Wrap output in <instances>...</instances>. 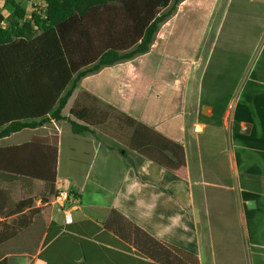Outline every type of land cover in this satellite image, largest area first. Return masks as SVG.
<instances>
[{
    "label": "crops",
    "instance_id": "crops-1",
    "mask_svg": "<svg viewBox=\"0 0 264 264\" xmlns=\"http://www.w3.org/2000/svg\"><path fill=\"white\" fill-rule=\"evenodd\" d=\"M190 1L181 0L160 25L147 53L81 79L63 110L69 117L77 105L94 104L143 123L183 147L185 163L178 170L132 150L133 128L123 127L128 140L106 132V124L74 134L68 120L49 121L47 77L24 59L17 76L0 75V127L37 123L0 139V149H9L0 154V233L4 224L26 232L35 221L40 227L89 221L105 240H119L133 251L149 249L146 234L162 246L160 252L152 245V255L166 264H264V0H214L206 16L200 11L206 0L188 9ZM168 28L169 36L200 38L190 57L170 56L174 77L164 88L145 63L154 69L168 57L163 50L180 49L166 42ZM149 56L154 57L139 60ZM175 91L184 112L180 123L169 111ZM55 154L56 191L70 193L63 211L53 203L55 194L42 201V180L16 172L43 167ZM22 200H33L22 214L40 208L37 218L6 215ZM133 227L142 234L135 236ZM15 239L0 243V256L9 264H45L37 254L3 247ZM165 246L179 252L165 253ZM110 254L120 264L130 260L128 254ZM104 264H112L106 256Z\"/></svg>",
    "mask_w": 264,
    "mask_h": 264
},
{
    "label": "trees",
    "instance_id": "trees-1",
    "mask_svg": "<svg viewBox=\"0 0 264 264\" xmlns=\"http://www.w3.org/2000/svg\"><path fill=\"white\" fill-rule=\"evenodd\" d=\"M31 3L35 0H20ZM42 6H33L28 16L21 2L5 0L9 14L0 11V75H18L22 59L29 68L42 69L47 77L49 95V121L68 120L74 134L92 131V127L107 124L112 116V107L107 111L98 106L77 105L64 117L66 108L81 79L137 55L147 53L154 41L160 25L176 10L181 0H41ZM27 40V41H25ZM24 43L26 46H20ZM26 43V44H25ZM94 99V98H93ZM96 100V99H94ZM125 124L133 128L130 148L143 157L149 158L168 170L175 171L185 163L183 147L154 132L146 125L123 115ZM36 122L14 123L0 127V139L24 128H35ZM1 126V125H0ZM19 147L16 149H23ZM9 149H0L8 153ZM56 154L46 165L28 166L16 172L45 184L42 198L48 203L56 193ZM33 206V200H22L6 215L18 214V221L30 216L37 218L40 208ZM120 216L119 214H117ZM95 224L84 223L58 225L56 222L39 226L35 221L26 232L23 227L6 226L0 233V243L9 237L13 242L6 243L12 252L36 255L45 264H104V257L112 264H120L112 252H121L130 260L127 264H166L153 255L152 245H161L149 239V249L133 251L127 244L105 240V233ZM19 233L20 236H16ZM141 233L133 227V234ZM29 234L31 239L29 240ZM121 236L123 234L119 233ZM37 239H36V238ZM127 237V235H126ZM36 239V240H35ZM136 243V241H134ZM110 248V249H108ZM112 249V250H111ZM164 252L175 248L165 246ZM79 252V253H78ZM91 255L98 256L91 259ZM100 257L102 258L100 260ZM109 262V261H108ZM0 264H9L0 256ZM191 264H197L194 260Z\"/></svg>",
    "mask_w": 264,
    "mask_h": 264
},
{
    "label": "rangeland",
    "instance_id": "rangeland-1",
    "mask_svg": "<svg viewBox=\"0 0 264 264\" xmlns=\"http://www.w3.org/2000/svg\"><path fill=\"white\" fill-rule=\"evenodd\" d=\"M16 1L21 2L20 0H16ZM196 1L197 0H191L190 3L186 6V8H188V9L192 8ZM213 1L214 0H206V2L203 3V6L200 8L201 14L203 16H206V14L209 10V6ZM21 3L24 4V6H25L24 8L27 10L28 14L30 15V13L33 10V6H34L33 2H31V3L21 2ZM0 11L4 12L6 15L9 14L5 0H0ZM164 31H165L164 33L167 34V35H165L166 36L165 39H167L166 42L170 43L169 41H171V43L174 46L178 45L180 49H177L174 51L163 50L162 53L166 54V56H168V57H162L160 60L161 63L158 64L157 67H154V69L149 68V66L147 65L148 62L145 63V66H146L147 74L151 75V77H153L155 80L160 79V83H161L160 86H163L165 88V86H167L166 81L169 82L172 79L171 76L174 77V73H173L174 69L172 68L173 66L170 65V64H172V61H174V60H172L170 58V56L175 57V56L186 55V56L190 57L191 54L194 53L193 50H191V49L193 48V46L195 44H197L200 37L186 36V35L181 34L180 32L173 34V36H169V28L167 30H164ZM163 36H164V34H163ZM163 45H166L164 40L162 41L160 46L163 47ZM156 50L159 51L162 49L158 48ZM190 50H191V53H189ZM152 57H154V56H149V57H145V58L140 57L139 60L145 59L146 61H148ZM133 65H134V67L137 66L136 64H133ZM141 70H143V68L139 69V71H140L139 75L141 74ZM157 86H158V84H157ZM177 92H179V91H175L170 97L169 111L177 114V120H178V123H180V121L182 119L181 115L183 116L184 112H182V113L180 112V110L183 109V106L181 103H179V99H178L179 95H177ZM112 113L113 114H112L110 120L107 122V124L105 126H102V127H109V129H106L105 131L110 132V133H111V131H113L114 132L113 135H115V137H119L120 139L126 138L129 140L130 134H129V132H126V129L123 128V127H128V126L125 124V122L122 118V115H120L116 111H112ZM65 126L70 127V125L68 126V123H66Z\"/></svg>",
    "mask_w": 264,
    "mask_h": 264
},
{
    "label": "built area",
    "instance_id": "built-area-1",
    "mask_svg": "<svg viewBox=\"0 0 264 264\" xmlns=\"http://www.w3.org/2000/svg\"><path fill=\"white\" fill-rule=\"evenodd\" d=\"M34 6H42L44 4L43 1L41 0H35L33 1ZM70 199V193L65 190V189H61V190H57L55 195L53 196V203H55L58 207L60 211H63L64 206L66 205V203L69 201Z\"/></svg>",
    "mask_w": 264,
    "mask_h": 264
},
{
    "label": "water",
    "instance_id": "water-1",
    "mask_svg": "<svg viewBox=\"0 0 264 264\" xmlns=\"http://www.w3.org/2000/svg\"><path fill=\"white\" fill-rule=\"evenodd\" d=\"M254 201H250L249 203H248V206H254Z\"/></svg>",
    "mask_w": 264,
    "mask_h": 264
}]
</instances>
